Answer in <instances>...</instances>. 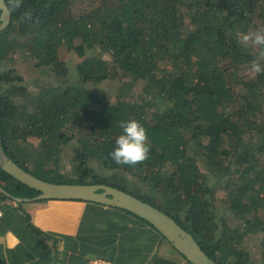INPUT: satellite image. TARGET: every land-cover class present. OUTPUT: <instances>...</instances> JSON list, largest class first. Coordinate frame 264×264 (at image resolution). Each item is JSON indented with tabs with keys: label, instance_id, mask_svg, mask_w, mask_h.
I'll return each instance as SVG.
<instances>
[{
	"label": "trees",
	"instance_id": "1",
	"mask_svg": "<svg viewBox=\"0 0 264 264\" xmlns=\"http://www.w3.org/2000/svg\"><path fill=\"white\" fill-rule=\"evenodd\" d=\"M5 1L0 128L6 155L42 179L105 183L155 205L219 264H264V73H250L253 61H264L256 47L239 42L248 30L264 28V0ZM78 1L84 6L77 11ZM61 48L78 58L72 66ZM94 48L102 54H86ZM24 64L27 79L15 72ZM108 79L118 81L112 101L95 87ZM137 83L140 89L130 93ZM130 119L147 130L150 144L149 158L134 167L109 156L120 122ZM0 186L14 196L38 193L1 167ZM0 197L28 221L24 201ZM69 200L87 204L75 234L66 235L72 252L92 255L85 264L163 254L152 231L162 234L147 220ZM124 212L138 220L125 223Z\"/></svg>",
	"mask_w": 264,
	"mask_h": 264
},
{
	"label": "crops",
	"instance_id": "2",
	"mask_svg": "<svg viewBox=\"0 0 264 264\" xmlns=\"http://www.w3.org/2000/svg\"><path fill=\"white\" fill-rule=\"evenodd\" d=\"M85 207V202L69 199L24 201L22 209L29 214L27 221L10 200H1L0 264H85L86 258L92 255L72 252L66 237L75 234ZM156 244L157 241L154 247ZM156 258L187 264L180 254H167V251L139 254L138 261L130 264H157Z\"/></svg>",
	"mask_w": 264,
	"mask_h": 264
},
{
	"label": "water",
	"instance_id": "3",
	"mask_svg": "<svg viewBox=\"0 0 264 264\" xmlns=\"http://www.w3.org/2000/svg\"><path fill=\"white\" fill-rule=\"evenodd\" d=\"M9 20L10 11L6 1L0 0V30L8 24ZM0 167L13 178L38 191L33 196L20 197L10 194L0 186V192L14 200L79 199L123 208L147 220L191 264H219L199 246L191 233L184 229L170 215L131 193L105 183L48 181L23 169L4 152L1 145V128Z\"/></svg>",
	"mask_w": 264,
	"mask_h": 264
},
{
	"label": "clouds",
	"instance_id": "4",
	"mask_svg": "<svg viewBox=\"0 0 264 264\" xmlns=\"http://www.w3.org/2000/svg\"><path fill=\"white\" fill-rule=\"evenodd\" d=\"M18 6V2L12 4L13 8ZM24 18L21 17V22ZM239 42L242 47H256L259 60L264 61V28L241 34ZM250 71L253 74H262L264 64L253 61ZM119 127L122 133L116 138L115 147L109 153L111 160L118 165L129 167H134L147 160L150 153L147 130L134 119L121 121Z\"/></svg>",
	"mask_w": 264,
	"mask_h": 264
},
{
	"label": "rangeland",
	"instance_id": "5",
	"mask_svg": "<svg viewBox=\"0 0 264 264\" xmlns=\"http://www.w3.org/2000/svg\"><path fill=\"white\" fill-rule=\"evenodd\" d=\"M81 2H77L76 3V10L78 11L79 9H81L84 5H81L80 4ZM184 19H186V14L184 15ZM187 20V19H186ZM188 25V24H187ZM186 25V26H187ZM253 31V30H252ZM251 30H248V32L246 33H249V32H252ZM60 56L61 58H63L66 62H68L71 66L72 64L78 60V58H76L75 54L72 53L71 51H67L66 49L64 48H61L60 50ZM87 55H101V51L99 48H94V49H90L86 52ZM27 59V58H26ZM28 60V59H27ZM15 72L18 76H20L21 78L23 79H27L29 74L31 73V70H30V67L27 66L26 64L24 65H21L20 67H16L15 69ZM250 73H252L250 71ZM74 77H72L73 79ZM118 81L117 80H114V79H108V80H105L99 84H97V86H95L96 88L100 89V90H104L105 91V95L106 97L112 101L115 97V94L117 93V86H118ZM140 89V85L139 83L135 84L133 86V89L131 91H129L130 93H136L138 90ZM262 164L264 165V157L262 158ZM69 166V165H68ZM71 176V175H70ZM64 182L66 181L65 179H62ZM210 183L211 184H214L215 183V179L212 175H210ZM216 186L218 185L217 183H215ZM223 194L224 191L223 190H220L218 191V194ZM0 201H1V197H0ZM125 213V212H124ZM121 217H122V221H131V218H134V220H138L137 217H134L133 215L131 216L130 213H125L124 216L123 214H121ZM120 217V218H121ZM137 225V222H133V225ZM149 228V230L151 229V227H147ZM152 232H155L156 233V236L158 237V241H157V244L156 246L154 247L155 249L158 248V252L160 253H163L164 251H167V253L169 254H178L173 248L172 246H170V243L164 239L159 233H157L155 230H153ZM92 259V258H91Z\"/></svg>",
	"mask_w": 264,
	"mask_h": 264
},
{
	"label": "built area",
	"instance_id": "6",
	"mask_svg": "<svg viewBox=\"0 0 264 264\" xmlns=\"http://www.w3.org/2000/svg\"><path fill=\"white\" fill-rule=\"evenodd\" d=\"M2 212L0 209V216H1ZM88 264H112L111 262L101 259V258H90L88 259Z\"/></svg>",
	"mask_w": 264,
	"mask_h": 264
}]
</instances>
